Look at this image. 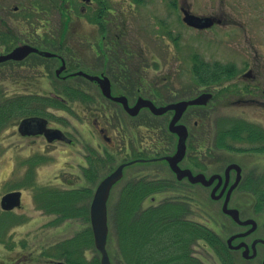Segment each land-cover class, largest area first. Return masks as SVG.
I'll use <instances>...</instances> for the list:
<instances>
[{"label": "rangeland", "instance_id": "obj_1", "mask_svg": "<svg viewBox=\"0 0 264 264\" xmlns=\"http://www.w3.org/2000/svg\"><path fill=\"white\" fill-rule=\"evenodd\" d=\"M29 2L30 0H4L6 10L3 13L4 24L0 26V30L9 32L11 36L14 35L16 41L12 42L10 49L1 44L0 52L7 53L20 45L27 36L22 34V30L34 33L35 28L31 26L30 21L34 17H25L27 13H24L26 10H23V7H28ZM252 4V0H245V19L250 24V27L246 29L248 32L246 36L255 35L253 38L255 42L251 44L244 41L238 45L230 43L225 51L221 43H213L211 48H208V43L192 44V48H197L206 63H210L209 65H214L216 62L233 63L236 65L237 73L240 74L247 69L248 65H251L257 67L261 75H264V28L260 31H257L259 28L256 30L253 28L254 18L252 16L255 10ZM15 5H21L19 12H13ZM19 23L25 26L19 27ZM73 29L79 30L77 27ZM48 33L58 35V29L51 28ZM48 33L44 34L48 35ZM34 35L36 34L34 33ZM77 36L76 32L72 33L71 40L75 42H70L68 48L78 49ZM82 50L85 51L84 46H82ZM165 51H167V47ZM194 57L195 54L191 53L189 56L185 54V56L182 55V58L175 59L165 53V57L162 59L142 61L144 79L148 83L151 81L159 92L162 90L161 97L157 99L158 105L174 101L184 95V92L187 94L192 89V93L196 91L199 93L203 83L194 81L192 79L194 76L188 74L192 68L201 66V59L195 61ZM67 62L69 70L65 72L62 70L60 72L62 75L79 68L77 59L69 57ZM59 63L58 59L50 60L30 55L18 62L15 59H10L0 64V104H3L6 98L13 99L27 94L43 97L51 95L64 99L68 102V108L50 107L48 108L50 115L45 117L49 120V127L59 128L73 141L71 143L66 139H56L50 142L44 135L25 136L18 130L19 122L23 119L19 117L11 118L6 126L0 129V264H59L60 261L67 264H70L68 261L76 263L77 259L70 256L68 250L74 241L81 242V240L85 243L82 245L80 253L72 252V254L84 257L86 264H92L97 259L101 263V253L94 240L90 206L99 183L120 164L135 161L125 167L123 177L113 185L108 199L107 249L109 256L112 264H129L119 243L117 221L124 191L128 188L129 182L137 180V177L149 176L154 179L158 174L174 177L173 171L166 161L131 160L130 154L133 150L131 141L134 144L133 147H141L146 150L147 158L153 157L156 153L160 155L172 153L176 148L177 137L172 136L167 128L171 116L165 114L156 117L150 110L144 108L137 115L132 116L121 105L108 100L98 86L79 76H69L66 77L68 80L58 81L55 71L61 67ZM100 68L105 69L102 66ZM168 74L171 75L169 81L165 79ZM111 77L113 80L117 79L116 74ZM188 78H191L193 82L191 89L188 88L189 83L188 87H185V81ZM178 80L180 88L176 85ZM228 82L233 84L229 87L230 90L235 89L236 84L240 87L245 84L235 79L227 82L221 80L214 83L209 90H217V92L220 90L221 94L225 93L221 90L226 87ZM65 83L68 84V88ZM114 85V93L122 91L118 83ZM131 85L134 90L129 92L131 94L130 104L136 101L139 93L135 88V83ZM72 87L78 89H71ZM73 90L76 91L75 93L84 91L89 98L84 99L79 94L70 95L71 92H74ZM141 94L145 97L155 96L145 88ZM218 95L213 99L210 107L205 109L210 115L213 129L211 139L207 135L204 136L202 140L204 143H211L213 148H218L215 135L219 129L215 126V122L221 118H244L264 127V106H240L234 102L238 97L237 94L229 95L227 98L224 94L221 98ZM197 110L194 108L190 112L191 118L199 119L198 116L201 115V120L204 121L205 111L201 114ZM191 123L193 124V122ZM98 125L106 129V134L111 137L110 140L105 138ZM241 135L243 136L242 141H234L235 148H256L260 147V143H263L260 140L252 142L246 140V132ZM154 140L155 144H158V149L154 147L155 144H151ZM123 142H125V148L124 144L122 145ZM93 157L95 161L97 158L99 159L96 164L98 172L96 177L90 180L87 169L89 170L90 159ZM210 158L212 165L208 173L223 172L231 162H237L242 166V186L234 191L230 206L240 209L242 219L254 218L259 224V229L264 228V206L257 210L255 205V198L259 192L264 191V151L257 153L238 152L237 150L234 152L225 151L224 154H214ZM201 161L207 163L205 159H201ZM90 175L92 174L90 173ZM182 186L184 191L157 190L148 194L141 202L142 207L135 211L136 215H141L143 209L157 207L164 202L172 201L171 198L180 196L181 193L188 195L191 191L194 194H191L193 198L189 196L191 212L186 215L187 219L213 226L220 235L228 228L235 231L244 229V227L235 224L233 219L223 212V200L212 198L211 187ZM76 188L85 189L86 200L79 197L76 202L83 207L85 201L86 207L89 209H86V213L81 211V213L71 212L69 215H65L56 206L47 207L43 203L47 198L44 200L42 197V199L40 194V191L45 189L70 191ZM12 190H21V206L13 208L10 212L7 211L9 215L5 216L1 207V198ZM254 236L264 238V231H256L246 240L251 241ZM191 251H193V256L199 259L200 264H224L220 253L205 239L196 240ZM235 254H237L238 264H260L263 257V255H259L256 259L247 260L241 258L239 252H235Z\"/></svg>", "mask_w": 264, "mask_h": 264}, {"label": "flooded vegetation", "instance_id": "obj_2", "mask_svg": "<svg viewBox=\"0 0 264 264\" xmlns=\"http://www.w3.org/2000/svg\"><path fill=\"white\" fill-rule=\"evenodd\" d=\"M252 1V7L255 10L252 16L254 18L252 26L255 30L259 28L257 31H260L264 28V0ZM4 10H6L4 0H0V26L4 24ZM20 10L21 5H15L13 8L14 13ZM23 10H26L24 13H27L25 17H34V19L30 21L31 26L35 28L34 33L36 35H34L33 32L27 33V30L21 29L22 34L27 35L26 39L21 41V44H30L37 47L39 50L53 53L52 56H44L38 52H32L28 56L36 55L50 60L58 59L60 61L59 66L64 67V72L69 70L67 59L69 57L71 59H77L79 61L77 63L79 68L75 70L62 75L60 73L57 74L56 71L58 69H56L55 75L58 81L63 79L68 80L66 77L69 76H79L95 84L102 91L100 83L97 80H90L85 73L101 77L106 76L110 79L112 95L125 96L129 104V99L131 97L129 92L134 90L131 84L135 83V88H137L139 93L136 101L130 105H134L141 97L150 99L158 105L157 99H159L162 94V90L159 92L158 89L154 88L155 85L151 81L148 83V81L144 79L143 60L162 59L165 57V53H167L169 57L172 56L175 59L182 58V55L185 56V54L189 56L192 53L195 54V61L201 59V66L192 68L190 73H188L194 76L192 78L194 81H198L200 84L203 83L199 93L197 91L192 93V89L187 92V94L184 92V95L179 96L174 101L158 106L191 100L203 93H212L208 103L189 105L177 122V124L185 125L188 129L186 153L179 162V166L182 169H189L194 175L203 173L207 178H210L214 174H220L222 179L216 178L211 185L206 186L202 182H192L189 176L180 179L172 170L174 174L173 179L179 186L184 185L185 187L190 186L191 188L195 185H202L211 187L212 189L218 186L217 194L225 188L223 196L219 198L222 199L224 203L226 193L231 185L234 184L238 175L235 168L231 169L228 175L226 174V169L231 163L237 162L229 163L223 172L208 173L212 165V159L210 157L214 154H224L225 151L234 152L237 150L238 152L256 153L264 151V142L260 143V147L238 150L237 148H213L211 143L206 144L202 141L206 135L211 139L213 129L212 121L205 109L206 107H210L209 105L218 94H220L218 95L220 98L223 94L226 98L229 95L235 96V94H237L238 97L234 102L240 106H264V77H261L264 75H261L257 67L248 65L247 69L240 74L237 73L236 65L233 63L223 64L216 62L214 65H209L210 63H206L203 60L204 58L199 54L197 48H192V44L208 43V48H211L213 43H221L225 51L228 49V44L230 43H236L238 45L247 41V43L253 44L255 42L253 40L255 35L246 36V33H248L246 29L250 27V24L246 22L245 19V0H30L28 7H23ZM18 26L21 27L25 25L19 23ZM76 27L79 30L73 29ZM51 28H57L58 35L48 33ZM45 32H47L48 35L44 34ZM73 32L78 34L76 42L79 47L76 50L68 48L70 42H75L71 40ZM6 34L11 35L9 32L0 30V45H3L6 40L11 43L16 41L14 35L6 39ZM81 45L84 46L85 51L82 50ZM166 47L167 51H165ZM2 54L6 53L0 52V55ZM7 61H3L0 64ZM16 61L18 62L20 60ZM100 66L105 69H101ZM114 74L117 75L116 80H113L111 77ZM169 76L171 75L168 74L165 78L167 81L171 80ZM232 79L245 84L241 85V87L236 84V88L230 90L229 87L231 85L233 86V84L228 82L226 83V87L221 90L225 91V93L223 92L222 94L220 90L219 92H217V90H209L216 82H220L221 80L227 82ZM185 82V87H188L189 83L190 86L188 88L191 89V84H193L191 78H188ZM115 83H118L122 91L118 93L113 92ZM136 83H138L137 86ZM176 85L179 88L181 87L179 80L176 81ZM66 87L68 88V84H66ZM74 88L75 90L78 89L76 87H72L71 89ZM144 88L155 96H143L141 91H143ZM229 90L230 93H228ZM105 97L124 108L121 101L114 100L107 96ZM194 108H197V111L201 114L205 111L204 116L209 118H205L204 121L201 120V115L198 116L199 119H196L195 116V118H191L190 112L194 110ZM144 109L150 110L148 107H144ZM152 114L156 117L170 114L171 117L167 128L172 136L177 137L178 143V133L171 131L169 128L175 110L170 109L161 115ZM191 122H193V124ZM233 123L239 125L240 133L246 132L247 136L249 133L253 134L252 136L259 133V137H263L264 139V127L262 125H258L256 122L248 121L244 118L233 119L231 117L221 118L215 122V126L219 129L215 137L218 138L220 136L219 131L227 128L228 125ZM38 129L39 125L37 123H32L29 127V130L33 132H36ZM99 129L103 132L105 138L110 140L111 137L106 134V129L101 126H99ZM31 135L43 134H25V136ZM70 142L73 143L71 139ZM177 143L175 151L177 150ZM175 151L170 154L175 153ZM170 154L161 156L154 154L153 157L143 159V161H164L162 157ZM197 156H200L199 159L206 160L207 163L205 164L207 166H205V168L197 166ZM201 156L205 157L201 158ZM242 182L243 168L241 170L240 182L233 190L229 200L228 206L230 208H237L230 206V202L234 191L242 186ZM180 195L181 197L178 199L180 202L190 203L191 199L189 196L193 198L191 194L187 195L181 193ZM237 209L240 214V209ZM11 210L13 209H3L4 212H10ZM225 214L228 215L227 213ZM247 219L254 218H241V220ZM233 221L235 224L244 227V229L235 231L228 228L227 231L223 232L225 234L224 236L223 233H221L222 237L219 234L223 245L226 246L234 257L232 264H238V258L235 252H239L241 258L247 260H253L258 258L259 255H263L260 264H264V248H262V246H264V238L254 236L251 241L246 240L247 237L253 235L256 231H264V228L259 229L257 221V227L254 230H251L253 226L251 223L244 225L239 224L234 219ZM234 235L238 236L229 241ZM240 244L241 247L236 248V246ZM246 249H248V252L244 254Z\"/></svg>", "mask_w": 264, "mask_h": 264}, {"label": "trees", "instance_id": "obj_3", "mask_svg": "<svg viewBox=\"0 0 264 264\" xmlns=\"http://www.w3.org/2000/svg\"><path fill=\"white\" fill-rule=\"evenodd\" d=\"M8 37H11V35L6 34V39H8ZM4 45L6 48L10 49L12 43L6 40ZM73 91L74 92H71L70 95L75 96L79 94L84 99L89 98L84 91H78L79 93H75V90ZM50 107L68 108V102L51 95L43 97L35 94H27L13 99L6 98L3 104H0V129L4 128L7 122L13 117H19L20 119L28 116L48 117L50 115L48 108ZM219 134L220 136L215 141L216 147L235 148L234 141H242L243 139L237 123L228 125L227 128L220 130ZM252 135L253 134L249 133L246 140L250 142L260 140L264 142L263 137H259V133H256L255 136ZM123 144L125 148V142H123L122 145ZM151 144L154 145L155 140L152 141ZM131 145L133 148L132 154H130L131 160L147 158L148 155L145 152L146 150L141 149V147H133L134 144L132 141ZM154 147L158 149V144ZM237 149L242 150L239 147H237ZM155 155L161 156L159 153ZM199 158L200 156L196 157L197 166L205 168L207 165ZM97 162H99L98 158L96 161L94 157L90 159L89 170L87 169L89 172L87 175L90 180H93L97 175ZM155 162L162 161L158 160ZM90 173L92 175H90ZM159 176L158 174L154 179H151L149 176L137 177V180L129 182L128 188L123 193V200L122 204L119 206L117 221L119 243L128 263L200 264L199 259L193 256L191 247L196 240L205 239L220 253L224 264H232L234 257L226 246L223 245L219 232L216 231L213 226L203 224L193 219H187L186 215L191 212V202H180L178 198H180L181 195L171 198L173 199L172 201L164 202L157 207L143 209L141 215H136L135 211H138L140 207H142L141 202L148 194L157 190H185L183 186L177 184L173 177ZM40 194L41 198L44 197V200L47 198V200L43 202L47 207L56 206L58 210L65 215H69L71 212L81 213V211L82 213H86V209L89 210L88 207H86L85 201L83 202V207L79 206L76 202L79 200V197L80 199L84 198L83 200H86L87 196L85 189L76 188L70 191H53L45 189L40 191ZM188 194H194V192L190 191ZM255 202L257 210L264 206V191L259 192L255 198ZM4 215H9V213L5 212ZM216 226L218 227L217 224ZM84 243L85 241L83 240H81V242L74 241L72 247L68 250L70 256L72 255L73 258L77 259V264H86L83 259L84 257L81 255L74 256L75 253H80ZM72 252L74 254H72ZM68 262H70V264H76L73 261ZM92 264L101 263L97 259Z\"/></svg>", "mask_w": 264, "mask_h": 264}, {"label": "water", "instance_id": "obj_4", "mask_svg": "<svg viewBox=\"0 0 264 264\" xmlns=\"http://www.w3.org/2000/svg\"><path fill=\"white\" fill-rule=\"evenodd\" d=\"M32 52H38L44 56H52L53 53L49 51L39 50L37 47L30 44H21L16 46L12 51L0 55V62L15 59L22 60L27 57ZM64 67H61L57 70V74H59ZM82 73V72H81ZM85 75L90 80H97L100 83L102 92L105 96L110 97L114 100L121 101L123 103L124 109L132 116L137 115L142 108L148 107L152 113L156 115H161L166 113L170 109L175 110V114L170 122V130L178 133L179 140L177 143V150L175 153L163 156L162 159L166 160L171 169L178 175L181 179L185 176H189L192 182H202L204 185H211L216 178L222 179L220 174H214L210 178H207L205 174L198 173L194 175L189 169H182L179 166V162L183 159L186 153V141L188 137V129L183 124H177L178 120L182 116L184 110L189 105L194 104H206L210 100L212 93H203L191 100H184L176 103H170L164 106L156 105L152 100L146 98H139V100L134 104L130 105L128 99L125 96H113L111 91V83L110 79L106 76H98V75H90L85 73ZM32 123H37L39 125V129L36 132L30 131L29 127ZM20 132L25 134L38 133L43 134L48 141H54L56 139H70L66 136V134L61 131L59 128H52L48 126V119L40 116H29L25 117L21 120L19 125ZM143 161V159H139ZM135 161H131L129 163L120 164L115 170H113L110 174H108L98 185L97 190L94 194L90 213H91V222L92 229L94 233V240L97 249L101 253V264H112L109 252L107 249V241L109 235V223H108V199L111 192V189L114 184H116L124 175V169L129 164H132ZM235 168L238 172L236 181L231 187L228 189L226 193V198L224 200L222 209L225 213L230 215L236 222L239 224H252L251 230H254L257 227V222L254 219L241 220L239 210L237 208H230L228 206L229 200L233 190L237 187L241 179V166L237 163H231L228 165L226 169V174L228 175L230 170ZM218 186H215L212 189L211 196L214 199H219L223 196L225 188L217 194ZM21 190H14L7 192L1 198V207L5 210H10L15 207L21 206ZM250 232V231H248ZM238 235H234L230 238L229 241L234 239ZM241 247L237 245L236 248ZM248 252V249L245 250L244 254ZM253 256V255H252ZM59 264H67L63 261H60Z\"/></svg>", "mask_w": 264, "mask_h": 264}]
</instances>
